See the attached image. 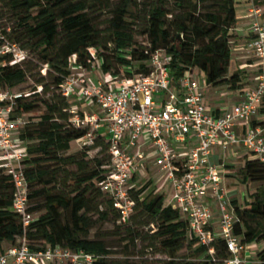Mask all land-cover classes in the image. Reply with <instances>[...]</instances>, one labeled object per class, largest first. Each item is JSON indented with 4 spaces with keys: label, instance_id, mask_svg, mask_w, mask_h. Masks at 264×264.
Here are the masks:
<instances>
[{
    "label": "trees",
    "instance_id": "trees-1",
    "mask_svg": "<svg viewBox=\"0 0 264 264\" xmlns=\"http://www.w3.org/2000/svg\"><path fill=\"white\" fill-rule=\"evenodd\" d=\"M128 1L122 0L114 8L111 39L103 45L89 15V0H0L15 19L11 44L30 51L47 67L43 76H33V70L24 64L8 65L11 56L2 57L0 86L12 90L33 78L35 87L29 97L49 94L41 102H27L28 97L15 102L12 119L36 111L39 105L44 112L36 120H25L18 136L26 144L27 158L22 166L28 181V212L33 216L25 229L11 212L13 184L0 168V253L6 245L15 246L23 239L31 251L60 246L99 257L95 264H114L107 259L110 251L105 241L89 238L95 224L89 216L92 214L100 222H108L112 216L117 229L124 228L123 241L132 246L149 236L157 246L148 247H158L167 258L163 264H224L227 259L224 242L217 239L210 247L201 246L188 221L172 206H165L163 196L150 191V182L129 189L133 212L125 224L120 222L111 199L100 188L110 166L107 137L102 132L94 134L91 145L83 146L84 152L65 155L89 130L72 126L73 107L61 94V86L72 74L73 61L86 72L97 64L111 80L132 79L148 75L152 54L163 50L171 58L169 71L174 81L185 72L198 71L205 75L210 88L225 86L233 92L249 84L241 70L228 75L232 32L237 23L235 0H153L142 33L146 44L135 40L137 18L129 20ZM258 1L264 6V0ZM3 62L6 64L2 66ZM37 87H41L40 93ZM258 116L264 118V99ZM257 125L259 122L253 123ZM96 149L101 150L97 157L87 160V151ZM240 175L243 183L261 186L248 200L232 201L238 217L234 235L245 245H258L264 243V163L246 153ZM137 211L138 217L134 216ZM148 226L154 230L143 234L141 229ZM255 258L257 264H264V248Z\"/></svg>",
    "mask_w": 264,
    "mask_h": 264
},
{
    "label": "built area",
    "instance_id": "built-area-1",
    "mask_svg": "<svg viewBox=\"0 0 264 264\" xmlns=\"http://www.w3.org/2000/svg\"><path fill=\"white\" fill-rule=\"evenodd\" d=\"M249 31L251 38L246 41L245 50L259 64L256 84L246 91L239 104L220 116L211 114L204 106L194 72H185L179 80H173L169 71L171 58L163 50L152 54L148 75L108 78L109 82L92 85L84 76L86 71L76 67L73 61L72 74L61 86L63 97L91 102L99 112L80 117L76 110H70L72 126L89 129L78 143L91 145L94 134L106 128L110 166L100 188L111 199L120 222L125 224L133 212L130 182L148 156L143 150L148 144L155 165L171 184L172 198L167 206H172L188 221L201 246L210 247L217 239L224 242L228 254L224 264H247L250 251L234 235L238 217L233 200L221 184L218 166L211 162L212 149L220 143L223 153L241 149L264 163V118L258 116V107L264 99V24L255 20ZM0 42L3 45L0 57L11 56L8 65L25 60L24 52H16V45L4 44L1 33ZM77 69L84 73L81 77L73 73ZM36 89L37 93L41 92V87ZM20 98L22 95L0 86V168L13 184L11 212L21 219L25 229L33 221L28 212V181L22 166L27 151L20 147L22 142L18 138L26 122L21 117L12 119L15 102ZM254 122L259 125L253 126ZM240 125L243 130L238 131ZM189 138L195 140L194 146L179 152L175 146L185 145ZM17 242L0 253V264H95L99 260L94 255L60 246L35 252L23 239ZM213 252L209 250L211 255Z\"/></svg>",
    "mask_w": 264,
    "mask_h": 264
},
{
    "label": "rangeland",
    "instance_id": "rangeland-1",
    "mask_svg": "<svg viewBox=\"0 0 264 264\" xmlns=\"http://www.w3.org/2000/svg\"><path fill=\"white\" fill-rule=\"evenodd\" d=\"M122 0H89L90 10L89 15L94 22L95 28L98 30V35L101 39L103 45L111 39V31L110 25L113 18V10L114 8L120 4ZM129 15L130 19L132 17H136V25L133 26V30L135 32V40L139 44H146V37L142 35L146 28V21H147V11L150 8L153 0H129ZM109 6V8H106ZM171 8V7H169ZM235 10L236 16L243 17L248 16L247 19L255 21L257 20L261 24H264V6L259 4L258 0H235ZM15 27V19L14 15L5 8L4 6L0 5V33L4 36L5 42L4 44H11L10 39L13 38L12 30ZM231 39V44H232ZM3 45H0V48ZM16 52H24L25 60L21 62L23 67L29 68L33 70L32 75L37 76L39 73L43 76V72L46 73L47 67L42 65L41 62L38 61V58L31 53L30 51H25L20 46H16ZM245 52V51H244ZM241 53L240 58L243 62H248L249 64H253L256 59L253 57L252 54L245 52ZM94 53V51H92ZM8 56V55H7ZM2 57H0L1 59ZM73 61V59H72ZM113 68L116 70L117 67L115 63H113ZM73 70L74 74H79V77L82 76L80 70ZM238 70V65H235L231 62L229 67L228 75H231ZM86 80L88 83H97V81H105L108 79V76H104L101 71L99 70L97 64L90 70L86 72ZM249 80V74L245 73ZM195 80L199 84L201 82L204 86L206 85L205 75L201 72L195 71ZM34 81L33 78H28L23 85H20L11 90L14 94L22 95V99L24 100L26 97L24 95L31 94L34 90ZM212 91L215 92L213 96V100H217L220 103L224 104V107H229L235 103L236 94L234 91L231 94H228L227 88L225 86L212 88ZM49 94L46 96L39 95L38 97H28L27 102H41L47 100ZM212 101H210L212 103ZM71 105L77 113L83 116V114L92 115L95 114V108L88 107L86 102H80L76 98H70ZM93 106V105H92ZM210 113L213 111L212 109L208 110ZM44 112V108L42 105H39L38 109L30 114H26L22 116V118L26 121L29 120H36L39 116H41ZM17 143L20 144L19 141ZM23 147V146H22ZM86 149L81 145V143H73L71 149L65 155H71L75 153L84 152ZM100 149L87 151V160H93L97 157V153L100 152ZM246 154V153H245ZM103 158V155L99 156ZM2 161L0 160V164ZM244 166V160H240L235 162L233 166L229 168V178L227 179V183L223 185L226 191H234L239 195L240 203L244 202L248 197L254 194L257 189L261 186V184H254V183H243L242 177L240 175V170ZM71 170H74L73 168ZM150 182V191H154L156 195L163 196V203L165 206L170 205L171 198H172V188L171 184L167 178V175L160 171V169L155 165L154 160H147L144 161L139 168L138 173H136V179L130 182L132 188H140L144 186L146 183ZM264 185V184H262ZM242 196V199H241ZM139 212H135L134 216H139ZM36 216H39L37 214ZM90 218L95 222L93 228L89 233L90 239H97L101 238L105 241V243L109 246L110 255L107 257L109 261L114 264H163L167 258L158 251V247L150 248L148 246H157L154 245L152 240L149 236L145 237V241L137 242L134 246L131 243L124 242V228L120 227L117 229V226L112 222V216L109 217L108 222H100L97 220L95 215H89ZM142 222H145V219H142ZM119 226V225H118ZM143 234H149L151 230H154L152 226H148L146 228L141 229ZM152 233V232H151ZM18 244V242L16 243ZM256 243L248 244V250L252 251L251 246H256ZM8 245L5 246L7 248ZM262 248H264V243H261Z\"/></svg>",
    "mask_w": 264,
    "mask_h": 264
},
{
    "label": "crops",
    "instance_id": "crops-1",
    "mask_svg": "<svg viewBox=\"0 0 264 264\" xmlns=\"http://www.w3.org/2000/svg\"><path fill=\"white\" fill-rule=\"evenodd\" d=\"M247 17L248 16H243L240 18V17L236 16L237 23H236V26L232 32L234 37L232 40L231 48H232V62L235 65H238V70H241L244 73L247 72L249 74V80H250L249 84L246 87H244L243 89L235 92V94L237 95L235 103L229 107H224V104H222V102L220 103L217 100L212 101L214 98L213 96L215 95V92L211 90L212 88H210L208 86H204L201 82H199V84H198L199 85V92L202 95V101H203L204 106L206 107L207 110L212 109L213 111L211 112V114H213L215 116H220L224 112L231 110V108L233 106L239 104L243 100V97H244V94L246 93V91L253 88L256 84L257 72L259 70V64H258L257 60L253 64H249L248 62H243L240 58L241 53H243L244 51L247 52L245 50V43H246V41H248L251 38V34H250L249 29H250V24L253 21L247 19ZM77 71H79V70L77 69ZM85 75H87V73ZM105 81L109 82L108 79H106ZM98 82L99 81H97V83ZM88 84L92 85L95 83H88ZM227 92H228V94H231V91H229L228 89H227ZM233 93H234V91H233ZM210 101H212V103ZM86 104L88 107L95 108V114H99L98 110L93 105V103L86 102ZM240 130H243V125L239 126L238 131H240ZM99 132H102L107 137L106 128H102ZM76 143H78V142H76ZM194 144H195V140L192 138H189L188 142L185 145H177V146H175V148L179 152H185V151L189 150L190 148H192L194 146ZM21 146L26 147V144L22 143L20 145V147ZM143 150L148 155L145 161L155 159L153 156V151L149 147L148 144H145L143 146ZM245 153L246 152L244 150H241V149H232V150H229L227 153H223L221 148H220V143L212 149L211 162L213 164H215L216 166H218L217 172L222 178V181H221L222 186L225 183H227V179L229 178V168L231 166H233L235 164V162L240 161L242 159L244 160ZM135 179H136V176H135L134 180ZM226 192H227L230 199L239 201V195H237L236 192L229 191V190ZM241 199H242V196H241ZM207 205H209L210 207H213V208L215 207L213 203H207ZM260 246H261V244H258L256 246H251L252 251L249 252L247 264H257L255 256H256L257 252L260 250V248H261Z\"/></svg>",
    "mask_w": 264,
    "mask_h": 264
}]
</instances>
